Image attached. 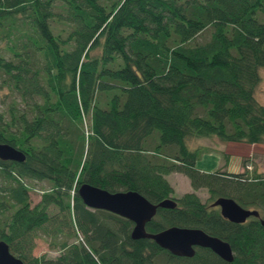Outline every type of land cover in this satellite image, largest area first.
I'll use <instances>...</instances> for the list:
<instances>
[{"label": "trees", "instance_id": "16d2710c", "mask_svg": "<svg viewBox=\"0 0 264 264\" xmlns=\"http://www.w3.org/2000/svg\"><path fill=\"white\" fill-rule=\"evenodd\" d=\"M205 28L208 38L193 41ZM0 40L11 53H0V86L19 96L0 111V142L24 153L0 159V240L13 255L24 264H264L258 217L232 222L210 205L228 196L264 218V175L199 170L203 148L187 145L210 135L264 142L254 97L264 0H0ZM170 171L206 187L209 202L173 195ZM26 180L48 182L33 204ZM81 182L173 199L145 230L199 227L228 242L232 260L131 238L130 220L82 203ZM39 234L56 255L31 253Z\"/></svg>", "mask_w": 264, "mask_h": 264}, {"label": "water", "instance_id": "95a60500", "mask_svg": "<svg viewBox=\"0 0 264 264\" xmlns=\"http://www.w3.org/2000/svg\"><path fill=\"white\" fill-rule=\"evenodd\" d=\"M0 159L21 161L24 159V153L9 143L0 142ZM77 194L82 203L91 209H103L130 220L131 238H150L159 247L177 256L191 257L195 246H203L210 248L225 261L232 260L228 242L199 227L170 225L155 232L146 231L145 223L151 219L157 207L174 206L175 201L169 197L151 202L132 189L109 191L87 182L78 184ZM210 205L217 206L220 215L229 221L243 222L247 217L255 216L264 226V218L259 216L256 209L243 207L231 197L217 196ZM0 264H24L9 251L7 243L3 240H0Z\"/></svg>", "mask_w": 264, "mask_h": 264}, {"label": "rangeland", "instance_id": "374dc122", "mask_svg": "<svg viewBox=\"0 0 264 264\" xmlns=\"http://www.w3.org/2000/svg\"><path fill=\"white\" fill-rule=\"evenodd\" d=\"M60 26V25H59ZM208 28L203 29L197 34L193 41L200 42L208 38ZM96 51V49H94ZM0 53L9 58L11 53L6 49L5 42L0 40ZM259 81L254 88L255 99L264 104V65L258 69ZM19 101V96L13 89L6 86H0V111H5L9 100ZM22 106V104H19ZM86 123L85 121H83ZM187 145L190 148L202 147L203 150L195 161V167L206 172L219 169L221 171L241 172L244 171L247 178H252L254 172L264 175V142H240V141H223L214 135L190 137L187 139ZM173 188V195L178 196L185 191L195 192L203 202H209V192L206 187L200 186L193 189L188 178L177 171H170L164 175ZM30 186L28 191L29 202L33 204L39 198V193L48 187L46 180H26ZM79 238L80 233L77 232ZM55 240H58L55 239ZM50 237L39 234L34 239L31 249L33 255L43 254L45 256H54L57 254V248L51 247Z\"/></svg>", "mask_w": 264, "mask_h": 264}, {"label": "flooded vegetation", "instance_id": "af4514ba", "mask_svg": "<svg viewBox=\"0 0 264 264\" xmlns=\"http://www.w3.org/2000/svg\"><path fill=\"white\" fill-rule=\"evenodd\" d=\"M247 218H248V217H247ZM247 218H246V219H247ZM246 219H245V220H246Z\"/></svg>", "mask_w": 264, "mask_h": 264}]
</instances>
